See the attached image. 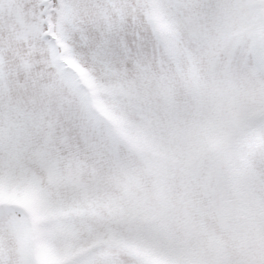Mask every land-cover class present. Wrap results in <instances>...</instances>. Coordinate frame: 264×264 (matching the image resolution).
I'll return each mask as SVG.
<instances>
[{
	"label": "snow or ice",
	"instance_id": "6c2138e0",
	"mask_svg": "<svg viewBox=\"0 0 264 264\" xmlns=\"http://www.w3.org/2000/svg\"><path fill=\"white\" fill-rule=\"evenodd\" d=\"M0 264H264V0H0Z\"/></svg>",
	"mask_w": 264,
	"mask_h": 264
}]
</instances>
